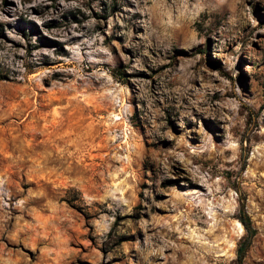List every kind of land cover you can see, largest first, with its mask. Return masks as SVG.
Masks as SVG:
<instances>
[{
  "label": "rangeland",
  "instance_id": "374dc122",
  "mask_svg": "<svg viewBox=\"0 0 264 264\" xmlns=\"http://www.w3.org/2000/svg\"><path fill=\"white\" fill-rule=\"evenodd\" d=\"M245 215L264 264V0H0V264H236Z\"/></svg>",
  "mask_w": 264,
  "mask_h": 264
},
{
  "label": "trees",
  "instance_id": "16d2710c",
  "mask_svg": "<svg viewBox=\"0 0 264 264\" xmlns=\"http://www.w3.org/2000/svg\"><path fill=\"white\" fill-rule=\"evenodd\" d=\"M117 72L121 73V71L117 68ZM242 209V204H241ZM242 222L244 228L246 229V234L239 240L236 248V264H245L244 258L246 252L251 244V239L255 234V229L252 227L250 219L245 215L239 217Z\"/></svg>",
  "mask_w": 264,
  "mask_h": 264
}]
</instances>
